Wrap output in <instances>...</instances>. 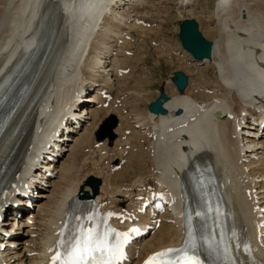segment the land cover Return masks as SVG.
<instances>
[{
    "label": "bare ground",
    "instance_id": "6f19581e",
    "mask_svg": "<svg viewBox=\"0 0 264 264\" xmlns=\"http://www.w3.org/2000/svg\"><path fill=\"white\" fill-rule=\"evenodd\" d=\"M136 2L0 0V79L4 77L0 88L27 53L20 80L29 86L0 137V173L17 144L21 154L20 172L4 194L2 213L10 216L12 204L25 189L39 190L34 211L22 220H11L13 227L21 222V228L17 226L15 239L7 243L13 247L3 251L1 264H48L75 195L81 189L91 193L88 177L80 172L104 173L95 196L100 210L135 212L143 201L139 197L146 196L149 187L175 200L197 162L214 166L240 241L247 245L249 239L254 249L251 258L264 261V134L257 129L264 118V0H217L218 37L211 56L196 60L200 68H191L197 75V90L190 81L180 92L173 82L174 72L171 86L167 81L159 88L168 96L165 114L142 111V81L136 80L140 86L136 83L139 89L133 92L131 104L124 93L111 103L110 90L123 92L127 86L126 74L121 72L128 69L126 59L117 56L126 57L125 51L132 49L133 41L128 40L132 28L147 31L127 13ZM189 4L190 0H182V7ZM111 22L126 33L118 30L110 39ZM207 70L215 73L204 81ZM92 88L93 93L83 99L86 106L80 107L83 92ZM102 89L113 95L107 108L94 92ZM94 100L97 103L92 105ZM216 112L224 116L217 117ZM72 116L77 117L79 128L71 122ZM109 116L119 121L113 130L118 138L111 148L108 139L98 142L94 137V130ZM65 121L66 126H60ZM57 132L61 134L54 139ZM27 135L25 147L22 138ZM47 145L61 158L48 185L42 186L38 178L53 166L40 161ZM139 218L146 225L157 222L149 212ZM158 220L160 227L129 248L130 259L124 264H142L153 253L182 243L181 226L172 215Z\"/></svg>",
    "mask_w": 264,
    "mask_h": 264
},
{
    "label": "rangeland",
    "instance_id": "374dc122",
    "mask_svg": "<svg viewBox=\"0 0 264 264\" xmlns=\"http://www.w3.org/2000/svg\"><path fill=\"white\" fill-rule=\"evenodd\" d=\"M182 6V0H137L134 5H129L128 9L133 7L127 12L130 17H142L143 19L155 22L157 27L154 28V30L147 31L132 28L131 33L134 37V43L132 44V49H130V55L126 54V57L122 56L120 58L117 56L118 59H126V66L128 68V71L124 73L127 77L126 90L123 92L119 89L114 91L110 90V92H112L114 95L115 101L114 102L112 100V105L117 102L116 99L118 100L120 95L122 98L123 95L125 98L128 95L126 102L132 100L136 94L135 91L139 89V82L142 81V83L145 84L144 86H140L144 91V100L142 102L141 108H143L142 111L144 110V112L146 110L148 111L147 107L149 104L153 102L159 95V88L161 89L163 84H165L167 81H169L171 86L172 75L177 71H182L187 75L188 84L190 81L193 82V87L197 84V75L193 74V70H191V68L196 66L197 69L201 66L195 65L197 61L194 58L192 59L188 52L187 53L190 56H188V54L186 55V50L183 49L178 37L179 26L182 21L186 19H194L197 21L200 31L205 36V38L213 43L214 38L218 37V31L216 28L218 23L216 15L217 0H190V4L187 8ZM114 23L115 22L110 23V29H112L109 35L110 39H113V34H116L118 30H124L123 27H118V29L117 26L119 25ZM19 25H21V23H19ZM127 25L131 26V23H127L126 26ZM104 38H107V36H104ZM152 40H158V44L153 45ZM16 41H18V38H16L14 42ZM195 73H197V71ZM214 73V71L207 70V75H205L204 81ZM136 80L139 82L137 83ZM194 88L197 90L196 86ZM119 91L121 93H119ZM193 91L195 90L193 89ZM122 93L124 94L122 95ZM196 93L197 92L194 94ZM88 95L89 92L86 94V96ZM111 103H109V105H111ZM131 103L132 102L130 101V104ZM125 107L126 106H124V113L126 112ZM104 120H102L97 126L96 130H94V137L98 142L107 139L105 138V130L100 133ZM98 136L99 139L102 140H99ZM117 138L118 135H116L114 141ZM112 142L113 141H108L107 145L109 148L113 146V144H110ZM83 174H85V177L93 175L97 178H101V180H104L105 178L104 173L99 174L98 171H90V169L80 172V176Z\"/></svg>",
    "mask_w": 264,
    "mask_h": 264
},
{
    "label": "snow or ice",
    "instance_id": "6c2138e0",
    "mask_svg": "<svg viewBox=\"0 0 264 264\" xmlns=\"http://www.w3.org/2000/svg\"><path fill=\"white\" fill-rule=\"evenodd\" d=\"M106 215L110 217L114 213L109 212ZM87 219L93 221L92 227L85 228L81 225L67 240H58L55 254L51 257V264H120L125 258L124 247L129 242V233L118 232L111 228L106 218L103 219L101 228L95 213H90ZM129 231L136 233L139 230L131 228ZM60 236L63 237L64 233L61 232ZM223 236L224 233L221 231L219 241L214 235L197 237L189 229L187 238L179 248H167L155 252L149 256L145 264H204L199 254L201 247L208 251L209 255L215 253L217 257L222 256L224 264H235L231 248L224 242ZM233 237H235L234 232ZM236 247L239 248V244ZM245 249L248 250L247 245Z\"/></svg>",
    "mask_w": 264,
    "mask_h": 264
},
{
    "label": "water",
    "instance_id": "95a60500",
    "mask_svg": "<svg viewBox=\"0 0 264 264\" xmlns=\"http://www.w3.org/2000/svg\"><path fill=\"white\" fill-rule=\"evenodd\" d=\"M55 34L51 38L55 37ZM179 39L181 41L182 47L189 52L196 60H201L204 58H210L212 52V43L208 41L204 35L199 30V26L196 20L194 19H186L184 20L179 27ZM28 58V54L25 55L18 64V66H24L25 62ZM174 84L177 86L180 92L184 91L188 84L187 76L181 72H175L173 78ZM168 96L165 94L163 90H160L159 97L152 102L148 109L150 112L155 114H164L165 109L163 105V101H167ZM180 113V111H178ZM218 117L223 116L222 112H217ZM116 119L111 116L108 118L102 125L101 132L104 130L109 134L110 140L115 138V135L112 133V129L116 126ZM86 185L90 186L93 192V196L96 195L99 191V186L101 185V180L94 176H90L86 180ZM80 196L87 198L90 195L86 191H82Z\"/></svg>",
    "mask_w": 264,
    "mask_h": 264
}]
</instances>
